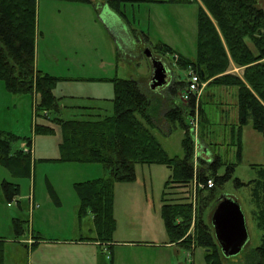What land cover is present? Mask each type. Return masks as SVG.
<instances>
[{"label":"rangeland","instance_id":"rangeland-1","mask_svg":"<svg viewBox=\"0 0 264 264\" xmlns=\"http://www.w3.org/2000/svg\"><path fill=\"white\" fill-rule=\"evenodd\" d=\"M259 1L264 7V0ZM198 12L196 2H124L113 9L104 0H37L34 63L56 77L52 92L59 110L51 111L48 118L37 114L36 93H12L0 80V131L19 137L13 144L15 149L31 150L29 174L14 175L0 165L2 264H207L204 247L188 248L172 242L167 233L161 206L171 170L162 164L136 163L133 180L114 183L115 228L111 240L100 237L93 214H78L75 185L107 177V169L98 162L59 160L62 132L54 119L112 115L114 81L133 79L142 85L151 66L145 53L148 49L169 70L163 87H143L149 99L148 111L159 128L154 133L169 156L182 157L185 130L165 113L180 106L184 121H188L189 109L184 107L187 102L182 96L186 85H179L186 80L188 69L178 65L176 56L196 59ZM163 44L173 52H158L156 46ZM232 67L227 72L241 75ZM203 83L198 105L207 120L198 133V166L215 155L222 161L217 175L233 165L231 177L217 190L219 196L240 204L249 234L238 254L222 255V264H251L248 256L260 244L261 231L251 214L250 185H237L236 178L248 183L257 177L251 165H264V136L251 121L239 125L237 86ZM37 126L50 131L38 132ZM3 181L18 184V194L12 200L6 198ZM176 186L169 189L173 192L170 197L184 193V187ZM216 205L215 199L204 211L209 224ZM38 236L45 242L32 245Z\"/></svg>","mask_w":264,"mask_h":264},{"label":"trees","instance_id":"trees-1","mask_svg":"<svg viewBox=\"0 0 264 264\" xmlns=\"http://www.w3.org/2000/svg\"><path fill=\"white\" fill-rule=\"evenodd\" d=\"M104 1L113 9H118L119 4L124 2L198 3L197 57L190 60L179 56L176 61L184 69H193L208 85L237 86L239 125L251 121L252 127L264 136V7L259 0ZM36 7L37 0H0V80L12 93H36L39 96L37 114L48 118L51 111L59 110V104L52 92L56 77L36 68L34 63ZM156 50L162 54L173 52L166 44L156 46ZM231 62L243 68L241 75L227 72ZM179 85L185 86V80ZM114 88L112 115L94 114V117L84 119L54 118L62 132L59 160L98 162L108 172L107 177L76 183L78 214L92 213L98 235L111 240L115 228L112 215L114 183L133 180L136 163L165 165L171 174L164 184L161 214L171 241L188 248L202 246L207 264H222L223 253L214 236L211 216L209 224L204 218V211L215 199L218 203L217 187L231 177L233 165L226 166L223 175H217V168L222 164L218 155L211 161H200L198 180L212 178L214 186L200 189L193 206L190 197L193 147L182 107H171L165 113L168 120L179 121L185 130L183 156L171 157L154 133L155 125L148 111L149 99L138 82L119 78L114 81ZM193 106V99L184 105L189 109L186 117ZM199 113L201 129L207 118L200 105ZM36 130L50 131L46 126H37ZM18 138L0 131V165L14 175L29 174L31 154L30 151L14 148ZM26 143L29 145L31 142L27 139ZM251 166L256 170L257 177L248 183L236 178V183L250 185L251 214L261 231L260 244L251 250L248 258L251 264H264V165ZM174 186L184 187V193L170 197L173 192L169 189ZM3 188L8 200L18 194L16 183L3 181ZM50 191L56 198L54 191Z\"/></svg>","mask_w":264,"mask_h":264},{"label":"water","instance_id":"water-1","mask_svg":"<svg viewBox=\"0 0 264 264\" xmlns=\"http://www.w3.org/2000/svg\"><path fill=\"white\" fill-rule=\"evenodd\" d=\"M145 53L151 62L149 87L152 90L167 84L169 70L165 63L146 49ZM214 236L223 255L238 254L249 239L245 216L240 204L225 195H220L218 203L211 215Z\"/></svg>","mask_w":264,"mask_h":264},{"label":"built area","instance_id":"built-area-1","mask_svg":"<svg viewBox=\"0 0 264 264\" xmlns=\"http://www.w3.org/2000/svg\"><path fill=\"white\" fill-rule=\"evenodd\" d=\"M177 59V56H176ZM204 87L203 81L200 79L199 75L191 68H188L187 78H186V89L183 93V98L185 102L193 99L194 106L189 114L187 121V130L192 135V147L193 153L191 158L192 169H193V179H192V203L195 206L197 194L200 189H209L214 186V180L212 178H207L205 181H199L197 178V173L199 171L198 157L201 154L198 150V133L200 128V113H199V98L201 96ZM26 151H31L26 150Z\"/></svg>","mask_w":264,"mask_h":264},{"label":"crops","instance_id":"crops-1","mask_svg":"<svg viewBox=\"0 0 264 264\" xmlns=\"http://www.w3.org/2000/svg\"><path fill=\"white\" fill-rule=\"evenodd\" d=\"M151 65V64H150ZM230 68L232 67L234 70H236V71H238V70H240L241 72H242V70H243V68L242 67H237V66H235L234 65V63H230ZM151 67V66H150ZM150 67H149V70H148V77H147V79H146V81L142 84V85H139V83H138V85H139V87L142 89V91H144L145 92V94H147L146 92V90H145V88H143L145 85L146 86H148L147 88H149L150 90H152L150 87H149V82H150V77H151V70H150ZM242 74V73H241ZM149 80V81H148ZM147 81H148V83H147ZM142 86V87H141ZM161 88V87H160ZM158 89V88H157ZM156 90V89H155ZM82 109H85V110H88V111H91V112H94L93 110H90L89 109V107L88 106H83L82 107ZM95 111H97V110H95ZM150 114V113H149ZM150 116H151V114H150ZM152 121H153V119H152ZM154 122V121H153ZM154 129H156V130H159V128L155 125V128ZM205 153H206V155L209 157V156H211V154L209 153V152H207V151H204ZM31 236L33 237V234H31ZM32 237H31V240H32ZM30 240V239H29ZM45 242V238L43 237V236H38L37 237V239L35 240V241H33V242H31V244L32 245H36V246H38V245H40L41 243H44Z\"/></svg>","mask_w":264,"mask_h":264}]
</instances>
